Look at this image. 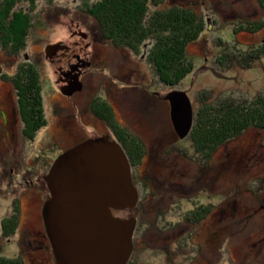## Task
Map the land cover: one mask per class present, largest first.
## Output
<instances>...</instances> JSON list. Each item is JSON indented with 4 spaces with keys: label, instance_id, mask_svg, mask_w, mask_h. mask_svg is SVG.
Segmentation results:
<instances>
[{
    "label": "rangeland",
    "instance_id": "1",
    "mask_svg": "<svg viewBox=\"0 0 264 264\" xmlns=\"http://www.w3.org/2000/svg\"><path fill=\"white\" fill-rule=\"evenodd\" d=\"M85 2H37L25 50L17 57L0 51L2 77L26 62L37 66L48 120L34 140H24L14 88L11 82L0 81V257L49 264L44 253L34 250L41 244L30 232L40 228L38 211L50 197L45 177L53 161L92 135L116 131L128 152L134 154L132 142L141 148L140 155L134 156L135 165L130 163L140 195L138 205L114 211L118 217L138 219L132 262L264 264V131L250 128L206 159L199 158L191 138L200 109L199 92L213 91L216 102L225 98L240 102L264 91V54L251 69L236 66L218 71L214 64L222 51L215 45L218 39L236 44L241 51L264 45V30L250 34L234 33L232 28L239 20L263 16L256 0H165L166 6L193 9L206 26L185 47L194 72L172 88L160 84L147 64L149 49L133 52L105 41L95 20L83 12ZM71 56L87 62L77 72L82 88L73 96L64 93L68 86L64 72ZM177 90L186 92L194 113L191 131L182 139L174 130L166 100L168 93ZM96 99L111 108L112 129L90 112ZM14 202L19 227L6 240L1 222L12 214ZM197 205L214 208L204 216L199 211L192 222L183 220Z\"/></svg>",
    "mask_w": 264,
    "mask_h": 264
},
{
    "label": "trees",
    "instance_id": "2",
    "mask_svg": "<svg viewBox=\"0 0 264 264\" xmlns=\"http://www.w3.org/2000/svg\"><path fill=\"white\" fill-rule=\"evenodd\" d=\"M40 1L50 3L54 0H0V51L5 56L17 57L25 50L29 31L34 26L35 5ZM85 1L83 12L95 20L105 41H111L114 47L133 52L139 48L149 49L146 62L163 86H177L194 72V65L186 57L185 47L196 41L206 26L203 16L193 9L166 6L165 0ZM256 2L263 16L257 20H239L233 24L234 33L244 31L253 34L264 30V0ZM215 45L222 48L214 63L218 71H227L236 66L251 69L264 54V45L251 46L247 51H241L236 44L220 39ZM0 81L11 82L17 96L23 139L34 140L36 134L48 125L37 66L33 62H26L9 76H0ZM213 95L211 90L201 91L197 95L200 109L195 113L191 138L200 159L211 155L218 146L239 137L250 128L264 131V91L250 100L240 102L230 98L216 102ZM110 110L101 99L94 100L90 105L91 113L112 129L114 125L110 124ZM112 132L117 136L116 131ZM121 144L126 147L123 148L130 163L135 165L137 159L134 156L140 155V146L135 142L129 143L133 146L134 154H131L127 151L128 145ZM262 184L264 186V178ZM212 207L209 205L206 209L197 205V210L186 214L189 218L184 216L183 220H197L199 213L204 216L212 211ZM13 209L12 214L1 222L2 237L6 240L14 237L19 227L15 202ZM0 264L24 263L17 256L0 257ZM130 264L135 262L131 260Z\"/></svg>",
    "mask_w": 264,
    "mask_h": 264
},
{
    "label": "water",
    "instance_id": "3",
    "mask_svg": "<svg viewBox=\"0 0 264 264\" xmlns=\"http://www.w3.org/2000/svg\"><path fill=\"white\" fill-rule=\"evenodd\" d=\"M77 81L65 94L80 91ZM172 125L182 139L193 125V107L185 91L166 96ZM45 181L50 193L43 222L56 264H128L133 251L136 218L114 211L134 209L139 191L129 158L119 142L90 138L60 154Z\"/></svg>",
    "mask_w": 264,
    "mask_h": 264
},
{
    "label": "flooded vegetation",
    "instance_id": "4",
    "mask_svg": "<svg viewBox=\"0 0 264 264\" xmlns=\"http://www.w3.org/2000/svg\"><path fill=\"white\" fill-rule=\"evenodd\" d=\"M67 64L68 65V69L64 72V78L65 80H67V84L68 86L67 87H73L74 85H76L77 81L78 80V77H79V73L77 74V72L79 71H82V68L85 67V65L87 64L86 60L85 59H82L80 58L79 56H76L75 58H73V56H71V58L68 59L67 61ZM80 82V81H79ZM66 87V88H67ZM15 91V90H14ZM16 93V92H15ZM76 93V92H75ZM73 96V94H72ZM168 102V101H167ZM91 112V111H90ZM18 113V112H17ZM93 115V114H92ZM94 116V115H93ZM20 111H19V114H18V126H19V122H20ZM99 121H101L99 118H97ZM22 122V120H21ZM102 122V121H101ZM103 123V122H102ZM101 124V123H100ZM106 136V135H104ZM109 137V139L111 140H116L117 142H119L120 144L122 143V141H125V140H119V138H117L114 133H111V135H107ZM23 137V136H22ZM98 137H102V136H99V135H96V136H90L88 137L89 139L90 138H98ZM88 138H86L85 140L83 141H80V142H84L86 141ZM80 142L76 143V144H79ZM74 144V145H76ZM73 145V146H74ZM72 146V147H73ZM122 146V144H121ZM123 147V146H122ZM125 150V149H124ZM126 152V151H125ZM133 182L134 184L136 183V180H135V177H133ZM47 200L43 201L42 204L39 206V211H38V217H39V229L37 228L34 232H30V236H37L38 238V241H40V244L41 245H38L34 250L38 253H44V259H48L46 261H44L45 263H49V264H56V259H55V256H54V252H53V249H52V246H51V243H50V240L47 236V233H46V229H45V226H44V222H43V215H42V209H43V205L44 203L46 202ZM26 241L28 242V240L26 239ZM31 245L33 246V243H32V237L30 238V241ZM28 242V243H29ZM133 243H134V248H135V241L133 240ZM33 250V249H32ZM31 250V251H32ZM35 253V252H34ZM32 255V254H31ZM133 256H134V253L132 254V257L130 259V261L133 259Z\"/></svg>",
    "mask_w": 264,
    "mask_h": 264
}]
</instances>
